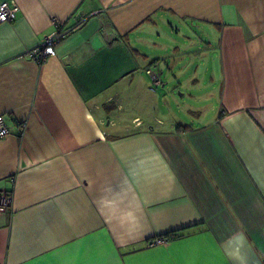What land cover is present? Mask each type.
Wrapping results in <instances>:
<instances>
[{"label": "crops", "instance_id": "obj_1", "mask_svg": "<svg viewBox=\"0 0 264 264\" xmlns=\"http://www.w3.org/2000/svg\"><path fill=\"white\" fill-rule=\"evenodd\" d=\"M15 1L0 22V264H238V232L246 264H264V0ZM51 17L83 20L37 63L25 51ZM183 85L215 95L191 105L198 123L153 114L156 92Z\"/></svg>", "mask_w": 264, "mask_h": 264}, {"label": "built area", "instance_id": "obj_2", "mask_svg": "<svg viewBox=\"0 0 264 264\" xmlns=\"http://www.w3.org/2000/svg\"><path fill=\"white\" fill-rule=\"evenodd\" d=\"M17 11L18 5L16 4L15 0L0 2V15L4 17L3 19H0V22L12 21L14 19V16H16ZM82 20L83 19L80 18V21ZM50 21L52 23V26L55 27V30L41 38V42L39 43V45L25 51L27 57L31 58L37 63L45 61L50 56H55L57 45L71 30H74L75 27H77L75 26L72 29L66 31L61 29L60 26H62V23L56 17H51ZM80 21L78 23H81ZM146 72L150 78L149 89L150 91H155L156 87L161 85L159 73L152 67L147 68ZM7 134H9V128L6 126L3 115H0V138L5 137ZM11 197L12 193L10 191L0 190V213L5 212V210H7L11 206ZM166 239L167 237L165 236L156 237L151 240L149 244H161L166 242Z\"/></svg>", "mask_w": 264, "mask_h": 264}, {"label": "rangeland", "instance_id": "obj_3", "mask_svg": "<svg viewBox=\"0 0 264 264\" xmlns=\"http://www.w3.org/2000/svg\"><path fill=\"white\" fill-rule=\"evenodd\" d=\"M178 75V71H173L170 75ZM181 73H179L180 76ZM164 80V79H163ZM168 81V80H166ZM165 82V80H164ZM185 83V82H184ZM198 89L190 88L185 85L182 87L170 86L165 88L162 92H156L155 95V106H153V114L158 118L163 119L165 122H176V123H186L193 124L198 123L201 110L200 106L197 107L198 111L193 108L194 102L199 100L201 102H206L215 98V95H211L210 92L204 91L206 93L203 96L192 97L191 94L196 93ZM183 95H181V94ZM191 93V94H190ZM194 95V94H193ZM204 106V103L200 104ZM191 108L190 113H187L188 108ZM206 107V106H204Z\"/></svg>", "mask_w": 264, "mask_h": 264}, {"label": "clouds", "instance_id": "obj_4", "mask_svg": "<svg viewBox=\"0 0 264 264\" xmlns=\"http://www.w3.org/2000/svg\"><path fill=\"white\" fill-rule=\"evenodd\" d=\"M247 244V237L244 233L238 232L235 233L229 240V245L231 250L228 252V255L235 261H238V264H246V259L242 255V248Z\"/></svg>", "mask_w": 264, "mask_h": 264}, {"label": "trees", "instance_id": "obj_5", "mask_svg": "<svg viewBox=\"0 0 264 264\" xmlns=\"http://www.w3.org/2000/svg\"><path fill=\"white\" fill-rule=\"evenodd\" d=\"M78 24H81V23H78L77 22V24L76 25H74V26H77ZM72 29V28H71ZM72 31V30H71ZM177 232H172V233H168V234H166V235H162V236H165V237H167V239L166 240H171L172 238H174L175 236H177ZM162 236H157V237H162ZM153 240V239H152ZM151 241V240H150Z\"/></svg>", "mask_w": 264, "mask_h": 264}, {"label": "snow or ice", "instance_id": "obj_6", "mask_svg": "<svg viewBox=\"0 0 264 264\" xmlns=\"http://www.w3.org/2000/svg\"><path fill=\"white\" fill-rule=\"evenodd\" d=\"M4 17L2 15H0V19H3Z\"/></svg>", "mask_w": 264, "mask_h": 264}]
</instances>
